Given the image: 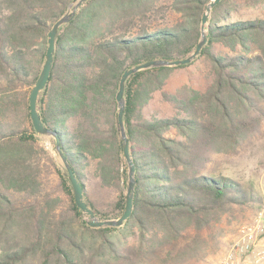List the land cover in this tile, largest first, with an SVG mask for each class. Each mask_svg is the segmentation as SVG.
<instances>
[{"label": "trees", "instance_id": "obj_1", "mask_svg": "<svg viewBox=\"0 0 264 264\" xmlns=\"http://www.w3.org/2000/svg\"><path fill=\"white\" fill-rule=\"evenodd\" d=\"M211 1L86 0L60 29L37 109L99 219L118 218L126 206L129 167L116 98L122 75L191 55ZM72 2L0 0V264L205 261L221 248L225 223L263 200L252 183L222 174L218 161L264 142V18L233 21L237 1L222 0L197 59L129 78L124 125L135 165L133 213L122 227L93 228L30 116L48 33ZM203 59L204 89L166 90L176 70ZM157 93L173 115L150 109Z\"/></svg>", "mask_w": 264, "mask_h": 264}, {"label": "water", "instance_id": "obj_2", "mask_svg": "<svg viewBox=\"0 0 264 264\" xmlns=\"http://www.w3.org/2000/svg\"><path fill=\"white\" fill-rule=\"evenodd\" d=\"M222 0H212L205 10V13L202 17L201 22V39L197 44L195 51L186 57L185 59H178L174 61L170 60H152L149 62H145L139 65H136L124 72L122 75L119 88L117 92V101H118V120L121 128V135H122V148L125 161L128 164L129 172H128V185L126 189V206L123 214L114 219H99L94 211H92L88 205L84 201L83 196V188L79 181L77 180L74 171L69 164L65 154L63 153L60 145V138L56 132L53 130L48 129L45 127L44 123L42 122L38 109H37V102L39 94L42 90H44L45 86L47 85L48 79L50 77L51 69L54 63V55H55V43L57 35L60 29L67 23L71 22L75 17L77 11L83 6L86 0H73L71 3L69 10L59 19L57 20L51 30L48 33V48L46 51V58L43 69L41 74L33 87L31 94H30V116L32 120V124L36 133L42 137H52L55 139V149H51L56 157H59L64 165L63 171L65 176L69 179L74 193V200L76 202L77 207L82 211L84 219L86 220L87 224L93 228H103V227H122L127 220L131 217L134 208V192H135V165L130 155L129 150V141L124 125V111L126 107V100H125V90L127 86V82L129 78L143 70L157 68V67H175V66H184L191 64L197 57L201 54L203 47L207 42V29L206 25L209 20V16L211 14L212 9Z\"/></svg>", "mask_w": 264, "mask_h": 264}, {"label": "rangeland", "instance_id": "obj_3", "mask_svg": "<svg viewBox=\"0 0 264 264\" xmlns=\"http://www.w3.org/2000/svg\"><path fill=\"white\" fill-rule=\"evenodd\" d=\"M234 13L235 20H248L254 18H264V1L236 0ZM208 83V67L206 62L198 60L193 65L176 70L173 77L166 86L167 91H174L181 85H190L195 88L204 89ZM150 109L160 115H173L172 108L161 100L160 93H157L151 103ZM43 139V145L51 150L54 146L52 137ZM54 139V138H53ZM219 171L222 174L230 175L243 182L252 183L258 190V194L263 199L261 204L248 207L240 212L237 218L226 222V233L223 237V244L219 251L208 256L205 261L197 264H213L226 250V248L237 238L239 228L253 221L257 211L264 206V142L259 146L248 148L247 151L236 157H220L218 161Z\"/></svg>", "mask_w": 264, "mask_h": 264}, {"label": "built area", "instance_id": "obj_4", "mask_svg": "<svg viewBox=\"0 0 264 264\" xmlns=\"http://www.w3.org/2000/svg\"><path fill=\"white\" fill-rule=\"evenodd\" d=\"M213 264H264V206Z\"/></svg>", "mask_w": 264, "mask_h": 264}]
</instances>
